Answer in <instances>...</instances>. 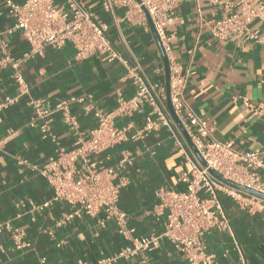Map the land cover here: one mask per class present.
Listing matches in <instances>:
<instances>
[{
    "label": "crops",
    "instance_id": "1",
    "mask_svg": "<svg viewBox=\"0 0 264 264\" xmlns=\"http://www.w3.org/2000/svg\"><path fill=\"white\" fill-rule=\"evenodd\" d=\"M86 7L109 25L108 36L122 60L106 57L76 60L70 43L62 48L47 47L42 56L22 64L24 88L15 80L10 61L20 60L29 51L21 32L9 35L15 19L6 0H0V104L6 97L15 101L0 108V224L11 229L0 235V264H84L113 256L126 247V240L114 223L100 224L102 215L62 222L67 208L49 201L53 190L41 170L62 150L70 151L75 136L61 121L60 113L47 121L51 137L43 139L33 101L46 109L75 99L72 114L80 130L98 125L96 111L113 115V125L126 129V141L98 157L102 168H116L125 156L128 165L119 171L124 186L120 209L136 236L162 233L166 218L156 209L160 190H183L180 176L188 169L181 146L188 144L173 121L141 138L133 137L144 126V116L118 115L119 100H130L138 86L130 67L138 65L141 75L162 84L167 90L164 54L149 23L138 16L125 21L123 11L106 14L100 0H83ZM22 3L24 0H15ZM224 17L222 8L211 0H185L167 33L174 36L173 55L188 82L185 98L204 117L214 140L231 143L243 152H264V118L249 113L246 102L264 101V44L222 42L205 24ZM263 28V27H262ZM168 107V106H167ZM264 160V155H263ZM264 183V170L260 171ZM233 233L210 232L204 243L214 264H264V212L222 197ZM23 235L30 246L18 249L13 237ZM115 264H188L167 240L152 253H141Z\"/></svg>",
    "mask_w": 264,
    "mask_h": 264
},
{
    "label": "built area",
    "instance_id": "2",
    "mask_svg": "<svg viewBox=\"0 0 264 264\" xmlns=\"http://www.w3.org/2000/svg\"><path fill=\"white\" fill-rule=\"evenodd\" d=\"M184 1L100 0L106 14L114 15L117 10H122L125 21L136 15L140 23L151 24L169 64L171 107L204 163L200 162L189 144H181L189 167L178 180L183 190L163 189L158 192L156 209L166 218L162 233L136 236L135 229L128 226L127 214L119 207L124 186L119 171L128 165V158H122L116 168H102L98 160L101 154L126 141V129L114 127L113 114L96 111L98 125L83 132L71 112V103L75 99L62 102L53 109L44 108L41 101L32 102L37 117L45 121L40 126L43 139L51 137L47 120L56 113H60L61 121L75 136L73 149L62 150L41 170L53 190L51 199L43 203L41 209L55 203L65 205L67 211L60 223L83 216L102 215L100 224L114 223L127 242L126 247L113 256L84 264H115L141 253H152L160 248L163 240L169 241L188 264H214V256L206 252L204 238L215 230L233 233L222 197L246 202L264 212V199L235 189L217 177L264 195L260 175V171L264 170V152H243L236 150L231 143L214 140L204 117L196 114L186 101L188 78L173 55L174 36L167 33ZM211 2L224 11L222 19H212L205 24L214 38L222 42L264 44V0ZM5 5L15 19L7 33L14 35L21 32L29 45V51L22 59H6L15 69L16 82L23 88L22 64L36 55L42 56L47 47L58 49L70 43L76 60L93 57L122 60L108 36L109 25L91 12L83 0H24L20 4L15 0H6ZM130 74L138 86L137 93L130 100L120 99L116 113L125 117L134 112L144 114L143 108H150L144 116L143 128L133 138L144 137L162 128H172L173 119L167 107L165 86L142 76L138 65L130 67ZM14 101V98L6 97L0 108L9 107ZM246 106L254 117L264 118V101H247ZM9 229V222L0 224V235ZM13 239L18 249L30 246L21 234Z\"/></svg>",
    "mask_w": 264,
    "mask_h": 264
},
{
    "label": "water",
    "instance_id": "3",
    "mask_svg": "<svg viewBox=\"0 0 264 264\" xmlns=\"http://www.w3.org/2000/svg\"><path fill=\"white\" fill-rule=\"evenodd\" d=\"M154 34H155V32H154ZM155 36H156V34H155ZM156 39L158 40L157 36H156ZM158 42H159V40H158ZM159 44H160V43H159ZM164 59H165V66H166V72H167V84H166V86H167V106H168V110H169V112H170V115H171L173 121L176 123V125H177V127L179 128V130L181 131L182 135L185 137L186 141L188 142L190 148H191L192 151L195 153V155H196L197 158L200 160V162L204 165L202 159L200 158V156H199L198 153L196 152V150H195V148H194V146H193V144H192V142H191V140H190L188 134L186 133V131L184 130L183 126H182L181 123L179 122L178 118L175 116V114H174V112H173V109H172V107H171V104H170V92H169V64H168V62H167V59H166L165 55H164ZM217 177H218L221 181H223L224 183H226V184H228V185L234 187L235 189H238V190L243 191V192H245V193H248V194H250V195H253V196L259 197V198H261V199H264V195L261 194V193L255 192V191H253V190L246 189V188L241 187V186H239V185H236V184H234V183H232V182L226 181V180H224L223 178H221V177H219V176H217Z\"/></svg>",
    "mask_w": 264,
    "mask_h": 264
}]
</instances>
